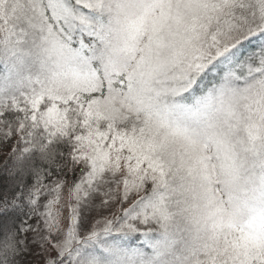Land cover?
<instances>
[{
  "label": "snow or ice",
  "instance_id": "6c2138e0",
  "mask_svg": "<svg viewBox=\"0 0 264 264\" xmlns=\"http://www.w3.org/2000/svg\"><path fill=\"white\" fill-rule=\"evenodd\" d=\"M0 264H264V0H0Z\"/></svg>",
  "mask_w": 264,
  "mask_h": 264
},
{
  "label": "trees",
  "instance_id": "16d2710c",
  "mask_svg": "<svg viewBox=\"0 0 264 264\" xmlns=\"http://www.w3.org/2000/svg\"><path fill=\"white\" fill-rule=\"evenodd\" d=\"M3 159V155L2 154H0V160H2Z\"/></svg>",
  "mask_w": 264,
  "mask_h": 264
}]
</instances>
